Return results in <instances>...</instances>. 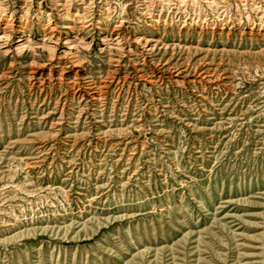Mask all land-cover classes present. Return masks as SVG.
Returning a JSON list of instances; mask_svg holds the SVG:
<instances>
[{
  "label": "rangeland",
  "instance_id": "obj_1",
  "mask_svg": "<svg viewBox=\"0 0 264 264\" xmlns=\"http://www.w3.org/2000/svg\"><path fill=\"white\" fill-rule=\"evenodd\" d=\"M0 264H264V0H0Z\"/></svg>",
  "mask_w": 264,
  "mask_h": 264
},
{
  "label": "bare ground",
  "instance_id": "obj_2",
  "mask_svg": "<svg viewBox=\"0 0 264 264\" xmlns=\"http://www.w3.org/2000/svg\"><path fill=\"white\" fill-rule=\"evenodd\" d=\"M4 37L0 35V39H3Z\"/></svg>",
  "mask_w": 264,
  "mask_h": 264
}]
</instances>
